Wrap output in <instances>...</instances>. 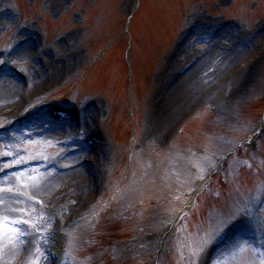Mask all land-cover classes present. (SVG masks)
Here are the masks:
<instances>
[{
  "label": "rangeland",
  "instance_id": "obj_1",
  "mask_svg": "<svg viewBox=\"0 0 264 264\" xmlns=\"http://www.w3.org/2000/svg\"><path fill=\"white\" fill-rule=\"evenodd\" d=\"M139 1L75 0L74 3V0H62L58 6L61 9L56 14L48 0H0V5L4 4L3 8L14 10L15 16L17 13H21L20 20L9 22L7 25L5 23L0 24V61L5 62L1 55L17 44L19 41L18 32L27 27L37 28L44 35V40H40L38 53L42 54L46 50H50L54 52L56 57L69 56L73 52L79 55L80 60L76 61V66L67 76L64 78L60 76L54 83L55 86L54 84L51 85L53 88L42 87L39 93L41 94L51 88L46 93L52 96L47 97L48 100L62 98V101L68 102L69 105L65 107L68 109H78L88 101H97L100 103V107L104 105L101 115L99 117L94 115V120H92L96 122V125L98 120L100 127L104 125L102 128L104 127L108 133L109 141L106 146L107 156L104 158L107 161L103 160L101 167L103 168L101 174L104 177V184L102 188H99L101 189L100 192L104 188L108 174L112 173L113 168L118 164L119 152L123 149L120 147L130 144L133 124L136 125L135 149L137 155L140 156V162L136 163L134 167L138 171L146 168L145 174H142V183L147 185L149 182L148 175L151 177L152 174V167H155L156 164L158 166L160 160L157 154L167 152L172 147L173 142L191 143V145L197 146V149H199L198 142H203L202 145L205 147L203 150L208 155L204 156L206 162L199 165V170L205 174L206 168L210 170L219 168V163L216 162L217 158L227 157L228 152L225 154V151L232 144L228 136L235 138L240 130L246 129V133L241 135L242 139L246 136L251 137L256 131L257 125L264 120L263 62L255 74L251 75L244 84L241 82L233 85L232 82H225L223 80L225 74L221 78H215L212 75L204 91L195 95L186 110L176 119H172L174 125L169 127V136L163 137L168 131L162 127L163 122L157 124V136L152 135L149 129L152 131L154 128L150 126L151 122L149 123L148 116L150 104L154 101L156 92L158 93V86H165L166 81L181 64H184L197 52H206L208 48V45L201 44L195 46L194 51H191L188 46L189 52L186 57L176 63L174 60L175 65L173 68H169L167 66L169 65L168 57L174 53L175 46L180 44L178 47L181 48L186 33L196 21L218 24L230 19L239 20L240 30L231 34L250 36L257 27L264 24V0H142L141 10ZM134 12L136 17L131 22L129 31L127 29L128 19L133 16ZM229 34L227 38L230 37L231 34ZM198 35H201V32L194 35L195 40ZM62 39L65 41L60 42ZM59 44H68L70 48L67 45L62 50L60 49L62 45L58 47ZM124 52L128 53L134 68L133 78L128 69L125 68L124 70L122 63ZM213 57V54L210 55L206 63ZM14 65L33 79L30 64L23 66L14 62ZM129 66L132 72V67L130 64ZM202 69V67L197 69L196 74ZM192 77L194 76L186 81ZM186 81L180 87L184 86ZM217 86L221 87L222 93L216 91L212 94L210 89ZM20 91L19 88L18 94ZM172 97L174 98V93L169 99H173ZM20 106L21 97L18 95V105L11 109L18 110ZM8 107L9 104H5L4 107L0 106V114L8 113ZM118 117L125 120L122 126H119ZM48 136H50V142L43 146L37 145L38 137L28 140L25 136H19L18 141H15L16 148L12 149L18 155L9 158L20 162L27 157L55 160L59 156H63L66 149L55 146L54 143L58 136L49 133ZM23 137L25 138L22 139ZM66 145L62 147L65 148ZM140 150L141 152H138ZM230 150L229 148L228 151ZM247 150L244 157L249 158L261 169L262 177L256 182H251L246 173H243L242 176L237 174L239 167L243 166L242 163H238V160L230 162L228 169L230 184L222 187L223 200L220 204L212 207L209 214L206 215L205 211L203 216L206 215L205 217L208 219L212 213L215 219L219 215L230 214L236 209L246 208L249 216H252L264 228V222H259L257 219L264 217V209L261 212L255 210L256 200L264 197V135L260 142V153L249 148ZM3 151H5V147L1 145L0 153ZM2 157L4 156H0V158ZM222 169L223 167H220L219 171ZM126 172L125 175L129 174V171ZM25 175L39 176L36 171H31L21 175L19 181L13 179L11 182L2 184L1 186L13 187L11 194L0 193V196L6 199L7 203L4 204L14 205L15 203L11 198L17 193H23V195L18 196L24 197L44 196L50 198L57 190L56 188L47 193L30 194L25 192L22 190L20 182ZM152 178L150 180L151 186L156 185L155 179H157L155 176ZM68 179L66 178V181ZM168 179L171 183L177 184L178 176L176 173H171ZM130 193L133 195L136 193L134 188H131L127 194ZM98 194L93 196L94 199ZM136 197L134 196V198ZM90 199H86V201ZM70 201L65 206L63 205L64 208H67L65 212L70 208L69 211L81 208L76 198H71ZM69 211L68 214L71 213ZM5 213L1 214L0 212V216H7ZM203 216L202 213L197 216L198 225L201 226L197 233L201 231L202 235L211 228L208 226L209 221ZM61 217L65 218L62 214ZM66 232L67 229L64 234ZM6 238L8 237L5 236L4 239ZM231 250L232 247L219 257L215 264H244L250 257L258 264L264 260L263 253L254 252L252 255L250 246L242 256H231ZM244 255L247 257L242 262ZM6 262H8L7 259L0 257V263Z\"/></svg>",
  "mask_w": 264,
  "mask_h": 264
},
{
  "label": "bare ground",
  "instance_id": "obj_2",
  "mask_svg": "<svg viewBox=\"0 0 264 264\" xmlns=\"http://www.w3.org/2000/svg\"><path fill=\"white\" fill-rule=\"evenodd\" d=\"M50 6L52 7V10H54V13H59L61 8L58 7V1H55V3H52ZM3 21L6 20L4 19ZM3 23H5L6 25L8 24L7 22ZM27 31L31 34H21L19 36V41L30 42V46H25L20 53L18 51L14 52L16 48H11L7 52L5 59L6 62L12 61L23 66L30 64L33 73V79H31L30 77V91L33 95H35L39 90H41L42 87L47 86V83L53 84L60 76L61 78L67 76L70 71L74 69V67L76 66V61L78 62L80 60V57L74 52L69 56L56 57L54 52L50 50L45 51L43 54H39L38 46L40 40L38 31L35 30L34 33L30 29ZM225 37L226 36H223V38ZM245 38L246 35H234L230 36V38L224 39V45H216L217 42H215V44L213 43L212 48L206 51L210 55L213 54L214 56L209 62L207 61L206 63V60L210 55L207 56L204 60L198 61L195 67H193L191 70L189 69L188 74L185 75L176 85H174V87L170 89L165 88L168 95L163 102L158 121H160L161 123L163 122V125H166L165 127H170L173 122L172 119H176L179 115H181V113L186 110L188 104L193 100L194 96L204 91L212 75L215 78H221L225 74L226 76H223V80L229 81L230 79H232L234 81L232 82L233 85L239 84L241 82H243L244 84L245 81L249 77H251V75H254L256 70L258 69L257 65L264 55V34L262 36H257L253 39L252 42L245 43ZM187 40L188 39L186 37L184 38L183 42L186 43ZM190 40L191 38L184 45V47H182V49L179 48L176 50L174 54V58L176 59L175 63L183 57H186V55L188 54L187 45H191L192 43ZM67 45L68 44H59L58 47L61 46L60 49L64 50ZM67 47L70 48V45H68ZM197 57L199 56L197 55L196 58ZM175 63L172 66H174ZM200 67H202L203 69L196 74L195 71ZM191 76L194 77L186 81ZM184 81H186V84L180 87V85ZM19 88L22 92L20 91V93L18 94ZM218 88V86L214 87L210 89V91H217ZM23 90L24 86L22 84L10 79H1L0 106L4 107L5 104H9L8 109L16 107L18 105V95L19 97H21ZM173 93L174 98L172 97L173 99H169L170 96L173 95ZM153 106L155 113L153 122L154 124H157V98L156 103H154ZM118 122L122 125L123 119L118 118ZM49 137L50 136L45 135L44 137L39 138L36 141L37 145L43 146L49 144ZM88 183L89 189L92 186H96V183L93 184L91 181H89ZM21 184L23 190L47 193L51 190L56 189L59 182L58 180L52 178V174L43 173L35 178L25 177L22 180ZM71 189H73V191H70L67 195H65V197H75L76 193L83 192L78 180ZM93 190H95V188ZM42 197L43 196H40V198ZM19 207L22 206L17 205V208ZM17 248L18 244H10L8 238L4 239L2 242H0V257L11 258L16 253Z\"/></svg>",
  "mask_w": 264,
  "mask_h": 264
},
{
  "label": "snow or ice",
  "instance_id": "obj_3",
  "mask_svg": "<svg viewBox=\"0 0 264 264\" xmlns=\"http://www.w3.org/2000/svg\"><path fill=\"white\" fill-rule=\"evenodd\" d=\"M0 63H3L0 61ZM15 143H8L5 145V151L0 153V156H8L11 157L13 155H18V153H14L12 149H15ZM27 151V149H25ZM22 162V161H21ZM13 164H8L6 167H12ZM3 171V169H0ZM13 176L16 177V180L19 181L21 174L14 173ZM11 179V177H9ZM0 193H13L12 186H0ZM17 195H23V193H17ZM6 201L3 196H0V204H4ZM16 201H13L15 203ZM5 212H15V211H24L23 209H16L9 204L7 208L4 209ZM253 217L249 216L248 209H236L232 213L227 216L218 217L215 223L212 225L210 230L204 233V235L199 236L196 239H186L180 242L179 251L180 254L183 255L184 248L187 247L191 250V258L195 260L196 257L202 255L206 249L211 247L215 241L224 234L225 230L228 227H231L237 223H245L250 222ZM259 222H264V217L257 218ZM33 229L35 226L29 222L27 219H12L7 216H0V240H3L5 236L8 237L10 244H23L24 238L26 236L33 234ZM38 239H43L39 234V230L35 229ZM249 247L247 241H239L234 240L232 245V250L230 255L233 257L242 256L244 252ZM39 253V248L36 249ZM46 253H40L43 256ZM52 255L50 253H47ZM38 264V262H37ZM215 264V261L213 262ZM260 264H264V260H261Z\"/></svg>",
  "mask_w": 264,
  "mask_h": 264
}]
</instances>
